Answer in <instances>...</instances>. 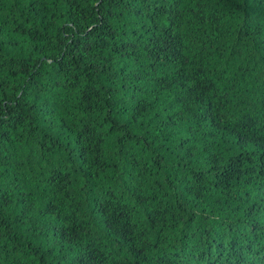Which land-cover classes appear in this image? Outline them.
<instances>
[{
    "label": "trees",
    "instance_id": "1",
    "mask_svg": "<svg viewBox=\"0 0 264 264\" xmlns=\"http://www.w3.org/2000/svg\"><path fill=\"white\" fill-rule=\"evenodd\" d=\"M0 264H264V0H0Z\"/></svg>",
    "mask_w": 264,
    "mask_h": 264
},
{
    "label": "snow or ice",
    "instance_id": "2",
    "mask_svg": "<svg viewBox=\"0 0 264 264\" xmlns=\"http://www.w3.org/2000/svg\"><path fill=\"white\" fill-rule=\"evenodd\" d=\"M101 2H102V0H101Z\"/></svg>",
    "mask_w": 264,
    "mask_h": 264
}]
</instances>
